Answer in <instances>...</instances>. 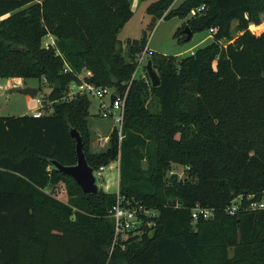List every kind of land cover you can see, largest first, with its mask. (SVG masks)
<instances>
[{
	"label": "trees",
	"instance_id": "16d2710c",
	"mask_svg": "<svg viewBox=\"0 0 264 264\" xmlns=\"http://www.w3.org/2000/svg\"><path fill=\"white\" fill-rule=\"evenodd\" d=\"M174 1L146 11L184 18L204 6L183 27L213 28L212 39L178 60L154 52L152 86L130 81L145 44L118 38L129 0H0V79H38L53 101L39 117L0 115V264H264V208L225 213L239 194L264 199V30H249L264 23V0ZM87 71L93 84L126 91L122 137L114 128L97 153L87 148L89 98L63 100ZM70 128L93 170L117 162L119 196L155 210L152 227L113 243L116 192L83 193L51 163L76 162ZM59 184L66 201L53 194ZM196 203L213 218L192 223Z\"/></svg>",
	"mask_w": 264,
	"mask_h": 264
},
{
	"label": "rangeland",
	"instance_id": "374dc122",
	"mask_svg": "<svg viewBox=\"0 0 264 264\" xmlns=\"http://www.w3.org/2000/svg\"><path fill=\"white\" fill-rule=\"evenodd\" d=\"M154 0H129L132 15L127 21L129 29L126 33V28L119 31V37L122 40V45H125L126 39L130 38L138 44L144 43L154 50L155 54L174 55L178 60L183 56L190 54L198 48L204 47L211 42L212 35L206 29L195 31L189 40H182L181 30L186 20L191 16L192 12L186 17L181 18L173 16L170 18L160 19L154 18L148 14L146 8ZM182 0H175L172 7L178 5ZM264 17V15H263ZM126 24V23H125ZM123 28V27H122ZM249 30L255 35H259L264 30V23L260 25H250ZM175 32L178 34L176 36ZM233 37L237 32L232 29ZM185 38V34H183ZM221 44L224 42L221 41ZM141 69L137 70L140 74ZM25 86L40 87L35 97L24 95L19 92V89ZM49 89L41 85V81L35 78H20L8 77L0 79V115L1 116H18L30 114L32 110L38 108L36 97H43L48 93ZM90 115L88 121V140L87 148L89 153H97L105 151L109 146L110 136L114 130L113 122L110 118H101L97 114L99 101L94 98H89ZM105 103L108 102L106 97ZM49 104L43 109V113H48L51 109ZM115 114L117 112L113 111ZM117 162L113 161L106 166L103 172L102 180H97L98 187H102L109 192H117L118 188V169ZM145 166V162H143ZM184 168L180 165H174L173 171L176 175L186 176V171L182 173ZM61 188V187H60ZM57 188L56 196L59 199L66 201V194Z\"/></svg>",
	"mask_w": 264,
	"mask_h": 264
},
{
	"label": "built area",
	"instance_id": "2783aa9c",
	"mask_svg": "<svg viewBox=\"0 0 264 264\" xmlns=\"http://www.w3.org/2000/svg\"><path fill=\"white\" fill-rule=\"evenodd\" d=\"M204 6H200L196 9L191 10L192 14L196 11L203 9ZM209 34L213 32V28L208 29ZM54 38L52 35H46L43 40L44 45L53 44ZM154 53L152 49L145 45V47L140 51L135 53L134 62L136 68L131 74V80L133 79H142L145 82H150L148 74L146 72V63L148 58ZM67 67L64 68V71H67ZM141 69L140 74H137V70ZM90 72H85V74L79 76L78 81H72L67 85L66 95L63 100L68 101L75 96H86L88 98H94L99 101L98 115L101 118H110L113 122L114 127L117 129V136L120 140L121 135V126L123 121V105L126 96V91L120 95L114 93V91L106 86H97L92 82L86 80L84 77H89ZM114 95V99L111 101V95ZM108 98V102L105 103V98ZM38 103V108L32 110L30 115L33 117H39L43 115V109L49 104L51 109V104L53 101L44 102L42 97H36ZM51 111V110H50ZM49 111V112H50ZM117 112L116 114L113 112ZM184 168V167H183ZM105 166H99L97 169L93 170V176L95 182L97 180H102L103 172ZM188 167H185L182 170V173L186 171ZM174 171H171L173 174ZM178 178H183L182 174L177 175ZM186 177V176H185ZM253 195H243L239 194L235 196L230 203L225 207V213L229 215L235 214L239 209L245 211H254L264 208V199L255 201L252 200ZM248 200L244 206L243 201ZM109 216L113 221V230H114V241L118 239L126 238L130 233L131 235L141 234L145 232L146 228H150L154 225V220L151 219L155 217L156 211L153 209L147 208L145 205L135 201L125 200L119 196L118 191L116 192L115 203L109 209ZM209 215H213L211 210L207 207L200 206L198 203L194 204L190 209V216L192 223H195L199 218H206Z\"/></svg>",
	"mask_w": 264,
	"mask_h": 264
},
{
	"label": "water",
	"instance_id": "95a60500",
	"mask_svg": "<svg viewBox=\"0 0 264 264\" xmlns=\"http://www.w3.org/2000/svg\"><path fill=\"white\" fill-rule=\"evenodd\" d=\"M182 31L185 34V40H189L192 36V33L188 26H185ZM146 72L150 79L151 85L157 86L159 84V79L152 67L150 60H148L146 63ZM19 92L24 95L35 97L37 95L38 89L35 87L25 86L20 88ZM110 98L112 101L114 99V95L112 94ZM69 135L75 141L76 162L72 165H63L56 160H52L51 163L59 172L70 176L81 188L83 193H96L98 191V186L93 176V168L87 163L85 153L83 151L82 137L75 128L69 129ZM212 218L213 215H209L207 217V219Z\"/></svg>",
	"mask_w": 264,
	"mask_h": 264
},
{
	"label": "crops",
	"instance_id": "0c3cea01",
	"mask_svg": "<svg viewBox=\"0 0 264 264\" xmlns=\"http://www.w3.org/2000/svg\"><path fill=\"white\" fill-rule=\"evenodd\" d=\"M128 24V22L123 26V28H122V30H124V28H126L125 30H126V33H127V30L129 29V26L127 25ZM118 38H119V40L120 41H122L121 40V38L119 37V33H118ZM154 51V50H153ZM191 53H193V51L191 52ZM98 110V109H97ZM97 114H98V111H97ZM61 187V188H60ZM57 188H60V190H62V193H65L66 194V191H65V188H64V185L63 184H59L56 188H55V190L57 189ZM55 190H54V192H53V194H54V196H56V194H55ZM58 199H59V197L58 196H56ZM61 200V199H60ZM62 201H64V200H62Z\"/></svg>",
	"mask_w": 264,
	"mask_h": 264
}]
</instances>
